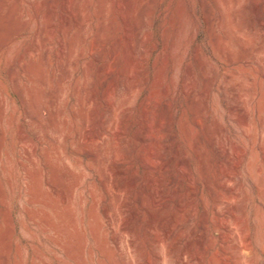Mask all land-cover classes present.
<instances>
[{
	"label": "rangeland",
	"instance_id": "374dc122",
	"mask_svg": "<svg viewBox=\"0 0 264 264\" xmlns=\"http://www.w3.org/2000/svg\"><path fill=\"white\" fill-rule=\"evenodd\" d=\"M246 241L264 264V0H0V264Z\"/></svg>",
	"mask_w": 264,
	"mask_h": 264
},
{
	"label": "bare ground",
	"instance_id": "6f19581e",
	"mask_svg": "<svg viewBox=\"0 0 264 264\" xmlns=\"http://www.w3.org/2000/svg\"><path fill=\"white\" fill-rule=\"evenodd\" d=\"M92 132V131H91ZM95 132V131H94ZM140 142L141 143H143L144 142V140H145V137L144 136H141L140 137ZM180 161H182V160H180ZM180 165H181V163H180ZM161 169L163 170L164 169V164H162L161 165ZM157 186V185H156ZM162 189V188H161ZM191 194H192V192L190 191L189 192V198H190V196H191ZM63 196V195H62ZM62 199V198H61ZM63 200H64V198H63ZM162 198H161V194H160V192L159 191H155L154 192V195H153V198H152V203H151V206L148 208V212L151 214V216L153 215V210L155 209V208H157L158 206H160V204H161V202H162ZM184 207H185V205L184 204H180L179 205V211H180V213H182V211H183V209H184ZM147 210V209H146ZM106 215H108V210H106ZM108 217V216H107ZM152 221V220H151ZM154 222V221H153ZM205 225V224H204ZM168 229V228H167ZM171 230V229H170ZM128 232H131L130 231V228L129 227H125L124 228V230H123V234H125V233H128ZM168 232V231H167ZM170 232V231H169ZM173 233V232H172ZM203 234V233H202ZM202 237V236H201ZM120 236L118 237V241L120 240ZM175 240V239H174ZM202 240V239H201ZM172 241V240H171ZM167 242V241H166ZM131 243V242H130ZM130 243H128L127 242V244H128V247H127V250H129V248H131L132 247V245L133 244H130ZM162 240H161V238H159V237H155V242H154V244L158 247V248H162ZM166 244V243H165ZM174 246V245H173ZM133 248H134V246H133ZM132 248V249H133ZM206 248V247H205ZM203 250V249H202ZM206 250V249H205ZM243 250H245L247 253H246V255H248V256H254L255 255V250L253 249V248H251L250 246H249V244L247 243V241H246V243L242 246V247H239V248H237V254H238V257H239V259H240V264H243V262H244V255H243ZM202 253H205V252H202ZM185 254V252H182L181 253V255H184ZM227 252H225V251H223L222 253H220V254H217L216 255V263L215 264H217V263H219V264H231V259L227 256ZM229 255V254H228ZM201 254H198V255H196V256H193V258H195L196 257V259L197 260H200V258H201ZM207 256V255H206ZM214 257V256H213ZM208 258V257H207ZM210 258V257H209ZM211 259V258H210ZM180 260V259H179ZM212 261H213V259H211ZM178 261V260H177ZM208 261H209V259H208ZM179 262V261H178ZM183 262V261H182ZM181 262V263H182ZM203 262V261H202ZM197 263V262H196ZM205 263H206V261H205ZM239 263H237V264H239ZM253 264H256L257 262H252ZM177 264V263H176ZM198 264V263H197ZM210 264H211V262H210Z\"/></svg>",
	"mask_w": 264,
	"mask_h": 264
}]
</instances>
